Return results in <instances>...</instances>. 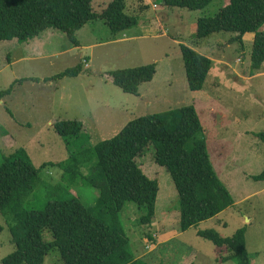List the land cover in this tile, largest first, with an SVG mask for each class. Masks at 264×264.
I'll use <instances>...</instances> for the list:
<instances>
[{
    "label": "rangeland",
    "instance_id": "obj_1",
    "mask_svg": "<svg viewBox=\"0 0 264 264\" xmlns=\"http://www.w3.org/2000/svg\"><path fill=\"white\" fill-rule=\"evenodd\" d=\"M110 1L93 0L94 9ZM225 2L215 0L203 10L191 11L164 6L161 0H126L127 13L143 19L144 26L131 29L143 30L138 40L114 35L105 21L96 20L77 35L85 49H75L65 33L53 29L46 31L52 40L49 44L43 42L40 48H36V40L22 44L28 48L26 51L15 50L18 41L1 43L0 92L12 86L13 91L0 97V165L19 149L28 153L36 168L66 162L71 148L75 151L83 145L90 147L112 139L134 118L193 104L205 128L214 170L232 195L234 205L217 218L180 233L178 191L169 172L155 162L156 150L150 145L138 162L151 179L158 181L156 215L148 229L139 224V205H126L121 218L132 249L137 259L149 264H236L223 262L229 254L199 233L213 230L228 239L243 230L252 264H264V181L252 179L264 169V140L257 136L264 134V65L252 74L253 33L243 36V44L235 41L233 32L215 33L204 40L196 38L199 19L215 16ZM144 3L151 6L146 14ZM154 4L160 8L154 9ZM181 46L213 61L202 91L188 87ZM154 64L158 75L153 83L141 88L140 95L124 92L109 79L111 72ZM78 65L83 66V72L77 78L50 80L52 84L45 81ZM22 79L25 81L17 82ZM75 119L84 122L85 135L69 146L56 133L54 124ZM83 171L85 175L89 173L86 166ZM62 183L63 170L56 165L46 166L24 206L43 208ZM95 192L82 184L80 195L93 204ZM0 226L1 264L16 247L1 214ZM149 237L157 239V243ZM45 239L53 241L52 232L47 230ZM158 242L164 244L159 246ZM46 264L66 263L56 249Z\"/></svg>",
    "mask_w": 264,
    "mask_h": 264
},
{
    "label": "trees",
    "instance_id": "obj_2",
    "mask_svg": "<svg viewBox=\"0 0 264 264\" xmlns=\"http://www.w3.org/2000/svg\"><path fill=\"white\" fill-rule=\"evenodd\" d=\"M161 1L167 7L195 11L215 0ZM96 20L105 21L114 35L138 27L142 21L127 13L126 0L103 3L99 10L94 9L93 0H0V44L15 40L26 44L53 29L65 33L73 46L79 47L77 32ZM224 31L236 33L235 41L240 44L244 35L254 34L251 72L260 70L264 65V0H226L215 16L199 19L196 38L204 40ZM181 54L189 89L202 91L213 61L186 46H181ZM82 72L83 66L78 65L45 81L77 78ZM156 73L154 64L111 72L109 79L124 92L140 95L145 84L154 82ZM12 91L13 86L0 92V97ZM54 130L72 146L74 139L85 135V124L78 119L57 121ZM257 136L264 140V134ZM150 145L156 150L155 162L169 172L178 191L180 233L217 218L234 205L212 165L199 112L195 105L184 104L134 118L112 139L75 151L71 148L66 162L36 168L24 149L6 157L0 165V214L16 249L1 264H46L56 249L66 264H149L137 259L121 213L129 202L137 203L142 212L139 224L148 229L153 226L159 184L138 162ZM48 165L63 170V183L43 208L28 209L24 200L34 192ZM84 166L89 170L86 175ZM252 179L264 181V169ZM82 184L96 190L93 204L82 199ZM47 230L53 241L45 239ZM199 236L229 254L223 262L252 264L245 231L228 239L213 230ZM149 239L157 243V239Z\"/></svg>",
    "mask_w": 264,
    "mask_h": 264
},
{
    "label": "crops",
    "instance_id": "obj_3",
    "mask_svg": "<svg viewBox=\"0 0 264 264\" xmlns=\"http://www.w3.org/2000/svg\"><path fill=\"white\" fill-rule=\"evenodd\" d=\"M145 4V6H147V8H146V10L144 11V14H146V12L147 11H149L150 10V8H151V6L150 5H148L147 3H144ZM153 6H155V4L153 5ZM160 8V7H159ZM159 8H157V9H159ZM154 9H156L155 7H154ZM142 19V18H141ZM150 19V18H149ZM149 19H148V21H149ZM142 21H143V19H142ZM142 21H141V23L140 24H142V26H144L143 25V23H142ZM152 21V20H151ZM151 21H149V22H151ZM87 26V24L84 26V27H86ZM140 26V25H139ZM83 27V28H84ZM83 28L80 30V31H78L77 32V34H76V36L77 35H79L80 33H82V31H83ZM138 28V27H137ZM134 29V28H133ZM136 29V28H135ZM140 29V31H138V32H132L133 30H131L130 29V31H123V32H121V33H119L120 35L122 34L123 36H126V39H134L135 38V40H138V39H141L142 38V36H143V30L141 29V28H139ZM47 31V30H46ZM46 31H44L42 34H40L39 36H37V38L36 39H34V40H36L37 41V47L36 48H40L41 46H43L42 45V43L43 42H46L47 44H49V41H51L52 40V35L51 34H49V33H46ZM118 34V35H119ZM34 40H32V41H34ZM15 41H17V40H15ZM31 41V42H32ZM12 42V41H11ZM4 43V42H3ZM78 43H79V47H75L74 46V48L75 49H85V48H87V47H83V45L78 41ZM29 43H26V44H23V46H25V45H28ZM90 48H93L94 46H89ZM22 49H24L25 51L28 49L27 47H25V48H23L22 47V44L20 45V43H19V45H16V47H15V50H17V51H19V50H22ZM33 55H35V53L33 52ZM53 56V55H52ZM23 60H26V58H24ZM23 60H18V61H23ZM86 62V61H85ZM89 68V67H88ZM157 75H158V70H157V73H156V77H157ZM156 79V78H155ZM155 81V80H154ZM52 82L53 81H49V83H51L52 84ZM153 83V82H152ZM218 175V174H217ZM160 245L159 246H161V245H163L164 243H161V242H158Z\"/></svg>",
    "mask_w": 264,
    "mask_h": 264
},
{
    "label": "built area",
    "instance_id": "obj_4",
    "mask_svg": "<svg viewBox=\"0 0 264 264\" xmlns=\"http://www.w3.org/2000/svg\"><path fill=\"white\" fill-rule=\"evenodd\" d=\"M155 8H158V6H157V5H155ZM85 64H86V65H88V63H86V62H85Z\"/></svg>",
    "mask_w": 264,
    "mask_h": 264
},
{
    "label": "clouds",
    "instance_id": "obj_5",
    "mask_svg": "<svg viewBox=\"0 0 264 264\" xmlns=\"http://www.w3.org/2000/svg\"><path fill=\"white\" fill-rule=\"evenodd\" d=\"M85 63V62H84ZM87 63V62H86ZM86 66H88V65H86Z\"/></svg>",
    "mask_w": 264,
    "mask_h": 264
}]
</instances>
